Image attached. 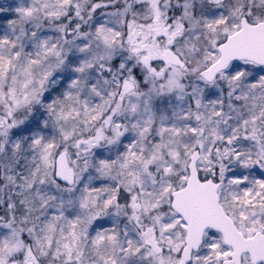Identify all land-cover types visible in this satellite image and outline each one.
I'll list each match as a JSON object with an SVG mask.
<instances>
[{"label": "snow or ice", "instance_id": "obj_1", "mask_svg": "<svg viewBox=\"0 0 264 264\" xmlns=\"http://www.w3.org/2000/svg\"><path fill=\"white\" fill-rule=\"evenodd\" d=\"M0 264H264V0H0Z\"/></svg>", "mask_w": 264, "mask_h": 264}]
</instances>
